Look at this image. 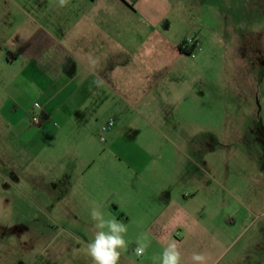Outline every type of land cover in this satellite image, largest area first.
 <instances>
[{
  "label": "crops",
  "instance_id": "0c3cea01",
  "mask_svg": "<svg viewBox=\"0 0 264 264\" xmlns=\"http://www.w3.org/2000/svg\"><path fill=\"white\" fill-rule=\"evenodd\" d=\"M208 2L68 0L61 7L59 0H0V127H10L8 136L0 137V162L13 168L16 145L48 146L59 140L61 152L46 157L56 158L60 165L75 160L84 164L60 169L54 176L45 172L38 178L37 171L26 172L31 180H39L44 194L40 201L64 207L76 219L90 217V210L78 208L90 203L127 226L145 218L164 229L167 225L184 246L179 248L184 264H192L191 256L198 252L191 246L205 241L207 264L221 260L218 218L195 216L193 211L206 183L202 176L168 162L163 169L139 168L145 161L158 162L143 140L128 134L135 151L124 145L123 152H112L124 143L125 132L113 130L112 142L103 148L91 132L103 128L114 114L121 129L146 124L169 139L162 130L176 126L171 113L188 99L181 81L188 76L189 59L180 47L189 37L206 46V30L212 27L210 32L216 33L212 17L218 5ZM234 13L227 8L228 19L234 20ZM35 104L41 106L40 125L32 122ZM11 109L23 110L26 117L16 122L2 116ZM128 110L142 120L137 124L127 116ZM23 134L29 135L26 140H21ZM30 151L26 169L38 156ZM130 248L120 259L137 264L136 246ZM147 260L145 255L138 264Z\"/></svg>",
  "mask_w": 264,
  "mask_h": 264
},
{
  "label": "rangeland",
  "instance_id": "374dc122",
  "mask_svg": "<svg viewBox=\"0 0 264 264\" xmlns=\"http://www.w3.org/2000/svg\"><path fill=\"white\" fill-rule=\"evenodd\" d=\"M208 1L209 5H218V14L212 17L216 33L212 34L209 27L207 45L202 44L193 56L185 54L189 59L188 76L181 84L188 99L171 113L176 126L162 130L169 139L146 124L121 129L114 114H109L110 121L94 129L91 136L103 148L112 142L113 130H121L126 134L125 141L113 147L112 152H123L124 145L135 151L128 141V134H132L158 158V162L145 161L139 168L163 169L168 162L170 167H186L200 174L206 183L193 202V211L195 216H216L219 220L223 244L218 264H264V0ZM227 8L235 12L234 20L228 19ZM193 39L199 40L189 37L187 41ZM34 109L38 115L39 109ZM2 116L16 122L26 117L21 109H11ZM127 116L134 117L137 124L142 120L129 110ZM9 131V126L1 124L0 137H7ZM28 136L21 135V140ZM62 147L59 140L50 141L48 146L16 145L13 168L0 162V264H92L86 251L94 232L91 218L76 219L68 209L40 201L44 194L39 192V180H31L26 174L37 171L38 178L46 176L45 172L54 176L60 169L84 164L75 160L60 165L56 158L46 157L48 153L61 152ZM30 149L38 156L26 169ZM78 208L88 213L92 205L85 203ZM144 210L148 211L146 207ZM168 211L164 210L166 220ZM165 226L151 224L146 218L140 224L127 226L128 247L121 255L131 251L130 245L136 246L137 239L147 234L151 243L145 253L146 264H158L163 248L179 238ZM198 245L191 247L200 253L209 249L206 241ZM178 247L184 249L179 244ZM133 255L138 264L142 257L135 252ZM119 264L124 261L120 259Z\"/></svg>",
  "mask_w": 264,
  "mask_h": 264
},
{
  "label": "clouds",
  "instance_id": "9594fccd",
  "mask_svg": "<svg viewBox=\"0 0 264 264\" xmlns=\"http://www.w3.org/2000/svg\"><path fill=\"white\" fill-rule=\"evenodd\" d=\"M67 3L68 0H59L61 7L66 6ZM90 217L93 221L94 232L92 239L86 245V251L92 264H119L121 252L128 247V242L125 239L128 231L127 225L114 216L106 218L105 214L96 206L91 208ZM150 243L147 234L138 238L134 250L136 256H145ZM191 261L192 264H207L208 257L203 253L194 252ZM158 264H184L181 251L175 240L170 241L163 248L158 257Z\"/></svg>",
  "mask_w": 264,
  "mask_h": 264
},
{
  "label": "built area",
  "instance_id": "2783aa9c",
  "mask_svg": "<svg viewBox=\"0 0 264 264\" xmlns=\"http://www.w3.org/2000/svg\"><path fill=\"white\" fill-rule=\"evenodd\" d=\"M202 46L201 42L199 40H190V41H186L185 45H183V48L185 50H187V52H189L190 56L194 55L195 50L200 49ZM35 107L38 109H41V106L39 104H35ZM32 122L34 125H40L41 124V120L39 115H34L32 118ZM113 125V122H110L108 124L109 127H111Z\"/></svg>",
  "mask_w": 264,
  "mask_h": 264
},
{
  "label": "trees",
  "instance_id": "16d2710c",
  "mask_svg": "<svg viewBox=\"0 0 264 264\" xmlns=\"http://www.w3.org/2000/svg\"><path fill=\"white\" fill-rule=\"evenodd\" d=\"M185 43H186V42H184V43L182 44V46L180 47V50H181V52H183L184 54L189 55V52H187V50H185V49L183 48V45H185Z\"/></svg>",
  "mask_w": 264,
  "mask_h": 264
}]
</instances>
